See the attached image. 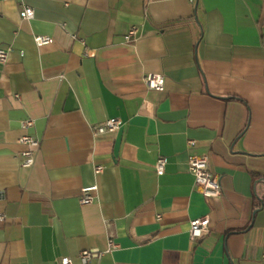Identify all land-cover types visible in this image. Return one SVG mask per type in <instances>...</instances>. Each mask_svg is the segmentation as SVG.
Wrapping results in <instances>:
<instances>
[{"label": "crops", "instance_id": "obj_1", "mask_svg": "<svg viewBox=\"0 0 264 264\" xmlns=\"http://www.w3.org/2000/svg\"><path fill=\"white\" fill-rule=\"evenodd\" d=\"M0 46V264H83L110 236L119 247L89 264H264V0H0ZM111 118L123 127L94 132ZM192 154L222 175L219 197L196 190Z\"/></svg>", "mask_w": 264, "mask_h": 264}, {"label": "built area", "instance_id": "obj_2", "mask_svg": "<svg viewBox=\"0 0 264 264\" xmlns=\"http://www.w3.org/2000/svg\"><path fill=\"white\" fill-rule=\"evenodd\" d=\"M36 15V10L33 6L24 5L21 10V17L23 19H33ZM139 34L138 26H132L126 35V41L132 43L137 39ZM76 36V35H74ZM35 41L38 45H45L54 42V38L48 35H37ZM10 48L0 46V63H6L10 54ZM144 82L149 89L162 91L165 88V77L162 73H147L144 75ZM20 98V95H16ZM124 125V121L120 118H111L93 126V130L96 134H102L107 132H115L121 129ZM25 133L21 135L19 141L26 145V149L22 151L21 165L23 167H32L35 164L37 154L40 148V139L30 132V129L34 126V120L27 118L21 123ZM192 143V141H190ZM168 158L160 156L156 163L155 169L159 175H162L166 171ZM189 170L195 177V188L200 193L210 198L219 197L222 194V175L220 173H214L210 169L209 158L207 155L192 154L188 157ZM104 165H96L95 173L101 175L105 170ZM99 185L97 183L84 186L82 188V195L80 197V203L82 205L91 204L97 198ZM162 216L158 215V219ZM0 219L4 220L5 215L0 214ZM209 228V218L202 217L193 219L191 221L190 233L193 238L202 236L203 232ZM119 244L116 240L110 236L108 240V248L101 250L99 248H87L83 249L79 253V259L83 264H89L93 259L100 258L106 253H110L117 249ZM264 259V255H263ZM58 264H75L72 257L66 256L61 259Z\"/></svg>", "mask_w": 264, "mask_h": 264}]
</instances>
